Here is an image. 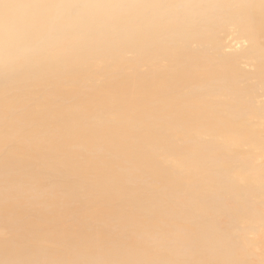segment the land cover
Returning <instances> with one entry per match:
<instances>
[{
  "label": "bare ground",
  "instance_id": "1",
  "mask_svg": "<svg viewBox=\"0 0 264 264\" xmlns=\"http://www.w3.org/2000/svg\"><path fill=\"white\" fill-rule=\"evenodd\" d=\"M160 2L161 0H0V78H3L2 82L5 84L0 83V150L9 146L17 155L39 159L45 163L44 166L51 169L55 168L64 176L67 174L69 176L74 175L76 187L82 189L83 193L86 194L88 207L83 218L87 219L88 222L90 219L110 212L114 207L124 205L126 198L134 199L133 201L138 204L142 211L157 212L155 211L157 209L162 211L163 201L158 202L155 197H153L154 200L147 198L149 201L144 199L147 194L146 186L127 189L118 185L116 179L122 176L125 167H131L138 174L148 178L162 175L165 182L171 181V183H164L159 188H162L166 194H174L181 189L183 184L190 181V176L197 177L199 181L203 180L206 169L210 166L206 163L210 157L209 140H215V146H218L220 142L225 145L224 147H226L225 143L229 146L239 143L248 145L239 157L248 166L251 147L258 144V139L264 132V128L249 124V120L256 117V112L249 111V108V110L244 109L247 114H243L244 116L240 118L230 116L227 113L225 114L228 116H222L213 111V107L216 105L214 106L212 102L199 97L201 92L196 91L199 95L190 93L191 91L188 92L189 87L208 80L213 82L223 73L226 74V77L229 74L230 79L236 81L235 79L239 77L240 73L234 65L227 66L221 71L211 67L210 58H201L187 53L186 48L188 47H185L182 42L175 44L168 42L170 48H167V44L165 46L167 36L174 32V34H181L182 37H188L187 33L190 29H187L186 33V28L181 25L173 26V22L170 23V25L172 24L170 27L167 21L165 22L167 24L155 22L153 25L152 21L150 22V20H154L152 11L154 5ZM246 2L253 21L260 20L258 16L262 18V23L257 29L262 41L260 40L261 43H258L260 46H257L259 48L258 54H255L264 57V0H246ZM181 10L183 11V9ZM189 10L188 13L191 12ZM240 16L246 19L248 13L242 10ZM160 17L162 19L163 16ZM189 18L190 21L187 19L188 25L192 22L191 17ZM207 24H209L208 21ZM191 26L193 25L191 24ZM248 26L246 27L248 28ZM249 30H251L250 27ZM152 37L159 39L152 42ZM158 49L163 50L160 55L157 54ZM124 51L132 53L129 58L125 56L127 60L123 57ZM250 54L253 53L250 52ZM135 64L149 66L154 64L156 69L139 71L140 73L132 77L130 72H132ZM203 64L204 68L202 67ZM205 64H208V67ZM195 66H199L200 70H193L190 76L183 77V72L187 68ZM200 66L203 68L202 70ZM256 72L260 83L264 85V65H261ZM26 73H28L27 76L36 74L37 80L28 84L27 82L24 83L23 78L27 77L25 76ZM108 75H116L118 80L109 81L106 77ZM6 81H9L11 85L6 86ZM238 85L241 86L242 84ZM9 90L11 91L9 92ZM241 91L242 89L237 94L239 95ZM29 92L33 98L37 99L35 103L30 102L27 97ZM246 97L247 95L238 96V100H248ZM216 100L218 99L216 98ZM53 101L56 104H53ZM242 103L240 102V104ZM215 108L217 109V107ZM239 108L244 107L238 105L236 110L240 113ZM114 111L115 113H113ZM179 127L185 129L186 132L181 130L179 134L176 130ZM189 130H194L202 135L204 140L191 138ZM170 136L173 137L167 139ZM260 143L264 146V141ZM75 146L78 150H73ZM99 146L103 149L102 153H88V150ZM259 146L261 145L257 147ZM160 148L169 149L176 153L179 155H176L177 158L186 157L191 167L189 174L182 171L176 173L178 170L173 168L172 161L156 166L153 162V150ZM212 168L217 170L215 166ZM209 169L212 171L211 168ZM254 169L255 167L252 168V170ZM125 170L127 171V169ZM90 174H95L96 178L88 181L87 177ZM216 174L218 173L216 172ZM238 178L239 173H236L231 177L230 183L236 184L237 192L240 193L247 190L250 183L249 181L240 183ZM110 191H113L114 195H110ZM63 193L67 194L66 192ZM190 197L191 202L189 201L188 204L187 218L184 224H180L179 221L176 222L177 219L169 221V218L167 221L162 218L163 220L160 219L151 224L152 228L157 227L155 232L159 231L157 230L158 227L177 223L182 226L187 236H195L197 247L201 248L207 244L213 245L214 249H212L211 256L206 254L200 259L192 260L189 264H214V262L238 264L240 261L247 264L241 257L243 249L233 246L228 237L229 234L222 233L217 230L218 228L214 229L211 223L213 218L217 217L213 216L212 218L216 212H214L215 209L211 210L212 206L208 208L205 206L207 204L204 205V201L202 202L201 188L193 189L190 192ZM159 198L160 196L157 199ZM168 198L166 197V199ZM57 202L60 204V208L65 207V200ZM181 204L183 203L181 202ZM56 207L55 204L53 208ZM163 209L165 210V208ZM219 213H222V210ZM250 213L252 212L250 211ZM218 215L222 216L221 214ZM189 219L193 220V225H191L192 220L190 223L188 222ZM139 220V213H127L118 215L116 218L118 223H116L118 225L131 224ZM64 227L54 231L52 237L58 238L62 237L63 234L73 232L71 227ZM179 234L184 235L181 232ZM158 236L160 238L161 235ZM125 244L127 242H124ZM183 244L191 245L189 242ZM127 248H124L125 251L134 257L140 252L143 256L145 253L151 252L150 247L144 244L135 251L128 252ZM195 249L193 248L194 251ZM201 252L203 253V250ZM152 254L149 255L153 256ZM195 254L197 257L198 251ZM154 255L158 254L155 253ZM185 255L183 254V256ZM175 257L177 258V256ZM164 260L167 259L164 258Z\"/></svg>",
  "mask_w": 264,
  "mask_h": 264
},
{
  "label": "rangeland",
  "instance_id": "2",
  "mask_svg": "<svg viewBox=\"0 0 264 264\" xmlns=\"http://www.w3.org/2000/svg\"><path fill=\"white\" fill-rule=\"evenodd\" d=\"M178 1L161 0L160 3L154 5L152 11L154 20H150V22L152 21L151 23L153 25L155 24V22L157 24H164L167 21V23H169L168 26L170 27H172L173 24V26L181 25L183 28H186V33L187 29H190L187 33L189 35L188 37H182V35H179L178 33H175L176 36H174V32L171 33L169 35L170 37L167 36L165 38V46L167 44V48H170L168 46V42L169 44L182 42L185 44V47H188L186 48L188 51H186L187 53L201 58H210V61H212L210 64L211 67L217 68L221 71L227 66L234 65L237 67V70L240 73L239 77L235 79L236 81L231 80L229 74H227L226 77V74L224 75L223 73L219 77L220 79L218 78L215 81L213 80V82H211L212 80H208L206 82L197 85L195 84L194 86L189 87L187 89L188 92L191 91L190 93H193L195 95H199V93L201 92L199 97L212 102L214 106L216 105L215 107H217V109L213 107V111H216V114L219 113L222 116L230 115L234 117L237 116L236 118H240L247 114V112L244 110L245 108H247V110L250 109L249 111L256 112V117L250 119L249 124L263 129L264 85L260 83L256 72L261 65H264V57L256 55L258 54L257 52L259 50L257 46H260L259 44L262 41L261 35L257 32V29L262 23V18L258 16L260 20H254L255 22L253 21L246 0ZM179 3L181 4L179 5ZM187 3H189L190 5H187ZM227 4L229 7L227 6ZM178 6L180 7L178 8ZM181 9H183L184 12ZM201 9L204 10L201 11ZM188 10L191 12L188 13ZM242 10L248 13L246 19L240 16ZM211 14L213 15V18ZM160 16H163L162 19ZM188 16L191 17L192 21L189 25L188 22L190 21V18ZM200 17L203 19H201ZM187 19H189V21ZM175 21L176 23H174ZM207 21L209 22V24H207ZM171 22L173 23L170 25ZM191 24L194 27L191 26ZM256 24L259 25L257 26ZM245 25H249L248 28ZM249 27L251 28V30H249ZM158 39L159 38L157 37H152L151 40L152 42H155ZM190 51L193 52L191 53ZM162 52L163 50L160 49L157 54L160 55V53ZM250 52L254 55L250 54ZM123 54V57L126 60L127 58L132 56V53L130 51H124ZM137 65L135 64L133 68L134 70L132 69V72H130L132 77H135L136 74L140 73L139 71L144 72L151 69L153 70V68L156 69V66L154 64L151 66L145 64ZM205 66L208 67V64H205ZM202 67L204 68V64ZM202 67L201 70L203 69ZM193 70L199 71V66L187 68L185 70L186 73L183 72V77L190 76ZM27 74L28 73H26L25 76H27ZM106 77L109 79V81L118 80L116 75H108ZM36 78H38L36 74H29L27 77L23 78V81L24 83L27 82L28 84L34 82V80H37ZM2 80L3 78H0V83L3 84ZM238 84L242 85L239 86ZM10 85L11 84L9 83V81H6V86ZM240 88L242 89L240 93L241 95H238L237 93H239V90H241ZM197 89L200 91H198ZM10 91L11 90H9V92ZM196 91L199 93H197ZM244 93L245 95H247V97H249H246V99L248 100H238V96H245ZM27 97L30 99V102L33 103H35L37 100L32 97L30 92L27 93ZM216 98L218 100H216ZM221 98L223 103L221 102ZM53 102V104H56L55 101ZM240 102L244 103L240 104ZM236 104H238L239 107H244L238 109L240 110V113L242 115H239V111L236 110L238 107V105ZM220 105L222 106L220 107ZM225 105L227 106V108ZM245 105L247 106L245 107ZM222 107L224 110L222 109ZM113 113H115V111ZM225 113H227L228 115H226ZM176 130L177 132H179V134L181 130H183V132H186V130L181 129V127L176 128ZM188 132L191 138L195 140H204V137L194 130H189ZM262 134L263 135L258 139V144L255 145L256 147H251V156L248 166L246 162L243 163V161H241L239 158L240 154H242V152L248 147V145L239 143L234 146H229L227 143H225L226 147H224L225 145L220 142L218 146H215V140L208 139V142H210V147H208L210 157L206 161V163L210 166L206 169L203 180L199 181L197 177L190 176L191 179L188 183L183 184L179 191L170 195L166 194L162 188H159L163 186L164 183H171V181L165 182V178L162 175L148 178L143 176L142 174H138L136 170L132 169L131 167H125L122 173L123 177L120 176L116 179L118 185L127 189L146 186L147 194L145 195L144 199L146 201H149L152 200L150 198L155 197V200H158V202L163 201V208H165V210L163 208L161 209L162 211L158 209L155 210L158 212V214L157 212L151 210L142 211L138 204L133 201L134 199L126 198V203L124 205L114 207L110 212L104 213L94 219H90L89 222L87 221V219L83 218V214L88 207L86 194L83 193L84 191L82 189L76 187L77 185L75 184L74 175L69 176L67 174L64 176L55 168L51 169L47 168V166H44L45 163L40 161L39 159L25 158V156L17 155V153H15L12 148L6 146L2 150H0V264H189V262H191L192 260L197 258L200 259L206 254H209L211 256L212 249H214L212 244H207L201 247L203 250L202 253V250H200L201 248L197 247L195 244V236H187L182 226L177 223L174 225L170 224L163 227H158V232H155V229L157 227H151V224L154 223V221L157 222L162 218L167 221L169 218V221L171 219H177L176 222L179 221L180 224H184L187 218L186 211L188 210V204L191 202L190 192L196 187H200L202 190L201 200L202 202L204 201V205L207 204L205 206L208 208L212 206L211 210H218V212L217 210H214V212L216 213L212 215V218L213 216H217L213 218V220L215 219V222L217 221L216 225L215 222L211 219V224L213 225L214 229L218 228L217 230L221 231L222 233H225L226 235L229 234L228 237L233 246L243 249L241 257H243V260L247 264H264V146H262V143H260L264 141V132ZM172 137L173 136L167 137V139H171ZM258 145L261 146L257 147ZM76 149L77 147L75 146V149L73 150ZM91 152L93 154H100L103 152V149L100 146L96 148L94 147L93 149L88 150V153ZM153 153V162L156 164V166L167 161H172L171 163L173 164V168L175 170H178L176 173H181L182 171L186 174H189L191 167L189 166L186 157L181 156L180 158L183 157L182 159H180L179 157L177 158V156L179 155L171 152L169 149L164 148L153 150ZM214 166L218 171L212 168ZM254 167L255 169L252 170V168ZM209 168H211L212 171ZM125 169H127V171ZM216 172L218 174H216ZM236 173H239L238 181L240 183H243L245 181H249L250 183V187L240 193L237 192L236 184H233V182L230 183L232 181L231 177ZM94 178H96V175L90 174L87 177V180L91 181ZM154 185L157 187H155ZM63 192H66L67 194ZM81 192L83 193V196H81ZM109 194L114 195V192L110 191ZM158 195L160 196L159 199H157L159 197ZM171 196L174 199H172ZM166 197H169L173 201H171L169 198V200L166 199ZM241 197L242 199H239ZM147 198H149V200ZM60 200H65L66 202L63 209L59 207L60 204L57 202ZM135 201H137V199H135ZM181 202L183 204H181ZM55 204L57 207L53 208L55 207ZM7 205H9L11 208ZM177 205L178 207H176ZM179 207L183 209H179ZM221 210L222 213H219L221 212ZM174 211L176 212V215ZM250 211L252 213H250ZM127 213H139L140 220L131 224L118 225V222L116 221L118 215ZM218 214H221L222 216ZM237 215H239L240 217ZM152 217L154 218V220ZM192 219H189L188 222L190 223ZM242 219L247 220L242 223L244 221ZM165 220L164 222H167ZM191 223V225H193V220ZM64 226L71 227L73 232L63 234L62 237L53 238L52 234L54 233V231L63 229L65 228ZM178 226L180 227L178 228ZM225 229L226 231H224ZM178 231L183 233L184 235L182 236ZM158 235H161L160 238ZM164 235L165 237H167L165 238ZM166 240L168 241L166 242ZM124 242H127V244L124 245ZM187 242H189L191 245L183 244ZM142 244L148 245L151 249V252L145 253L144 256L141 255L142 253L140 252L138 253L139 255L135 254L134 257V255L127 253L124 249L128 247V252L131 250L135 251L136 249H140L139 246H141ZM189 246H192L191 249H189ZM193 248H196L195 251L193 250ZM178 249L182 250L179 251ZM122 250L125 252H123ZM196 250L199 254H197V257L195 254L197 253ZM186 252L189 254L191 253V255L187 254ZM152 253H156L158 255H154ZM166 253L169 254L167 255ZM149 254H152L153 256ZM183 254L186 255L183 256ZM175 256H177V258ZM178 257L181 259H179ZM164 258L168 261H165ZM247 258L249 259L247 260ZM150 259H152L153 261L151 260V262ZM154 259L156 261L158 259V261L156 262ZM123 260L127 262H123ZM214 264L218 263L214 262ZM238 264L244 263L240 261Z\"/></svg>",
  "mask_w": 264,
  "mask_h": 264
}]
</instances>
